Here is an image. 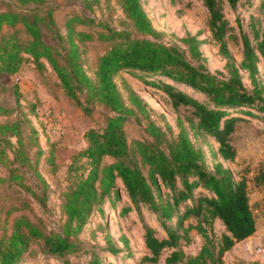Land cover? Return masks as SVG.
<instances>
[{"label": "trees", "instance_id": "1", "mask_svg": "<svg viewBox=\"0 0 264 264\" xmlns=\"http://www.w3.org/2000/svg\"><path fill=\"white\" fill-rule=\"evenodd\" d=\"M249 1L228 0L234 8ZM84 2L93 13L74 9L59 18L62 6L52 0H0V74L17 72L28 59L38 69L48 62L66 94L86 113L100 109L107 113L104 125L85 131L86 145L74 156L71 169L77 173L62 193L65 219L60 228L49 230L41 216L34 220L25 213L17 215L11 230L0 236V264H19L27 253L35 252L34 243L59 257L80 251L79 234L95 210L103 211L106 198L114 204L122 190L142 215L145 229L146 250L136 256L134 264H227L226 251L257 230L249 177L243 172L234 174L225 161L237 157L233 135L238 121L264 120V73L262 77L260 69L264 0L250 13L247 29L238 19V32L224 12V0H204L213 39L226 60L221 75L208 68L197 34L184 38L190 55L166 42L142 0H119L125 16L119 20L103 13L100 0ZM95 38L110 46L97 56L90 73L83 44ZM231 40L241 45L240 61L231 52ZM243 71L248 72L251 86L245 83ZM122 72L162 91L178 113V133L170 123L164 127L153 119L146 100L126 81L124 95L116 80ZM158 73L195 88L205 98L171 82L146 78ZM17 109L0 104L1 113L13 114ZM130 122L144 123L146 136L129 139L125 126ZM197 140L207 144L210 159ZM211 140L218 143L216 149ZM43 153L38 131L26 113L17 112L0 123V162L8 167L0 183L20 185L45 201L49 183L38 169ZM81 159L86 166L80 172L75 163ZM46 160L56 169L54 149L50 148ZM29 176L38 178L39 191L27 180ZM255 182L264 184V169ZM144 206L156 213L166 232L162 237L158 228L145 221ZM131 208L127 205L122 210ZM217 219L225 226L220 234L215 229ZM192 231L204 238L195 253L182 245V240L191 241ZM106 240L107 246L85 248L91 254L87 264H104V252L123 250L109 232Z\"/></svg>", "mask_w": 264, "mask_h": 264}, {"label": "rangeland", "instance_id": "2", "mask_svg": "<svg viewBox=\"0 0 264 264\" xmlns=\"http://www.w3.org/2000/svg\"><path fill=\"white\" fill-rule=\"evenodd\" d=\"M52 1L62 6L57 12L59 18L74 9L93 13L86 8L84 0ZM142 2L154 26L163 32V39L166 42L179 45L187 55H190L184 38L189 34H197L202 40L200 47L208 68L220 75L225 72L226 60L219 52L217 42L213 39L208 25L209 10L204 0H142ZM259 2L260 0H250L234 8L228 0H224V12L230 18L231 24L235 26L236 32L240 30L238 19L247 29L250 13L257 11ZM100 7L101 10L103 8V13L107 17H113V20L125 19L119 0H100ZM95 14L100 15L101 11L95 10ZM83 46L87 66L89 72L92 73L97 56L110 46V42L95 38L85 41ZM229 46L236 60L240 61L241 45L231 40ZM260 69L263 77L264 62L262 60ZM243 73L245 83L251 86L248 72L243 71ZM146 78L171 82L200 99L205 98L202 92L189 85L173 81L165 75L158 73ZM116 80L125 96H127L124 88L126 81L146 100L152 118L164 127H166V122L170 123L174 133H178V113L168 105L161 90L128 72L118 74ZM0 104L18 106L13 114L0 112V123L13 118L17 112L26 113L30 117L38 131V141L44 150L38 169L49 183L45 201H41L37 195L23 189L20 185L0 183V236L3 232L10 231L14 218L23 213L34 220L37 216H41L49 230L58 229L65 219L61 205L62 193L77 173V169H71L74 156L86 145L85 131L92 126L104 125L107 113L102 109L91 114L86 113L66 94L50 63L47 62L45 68L38 69L31 59L26 60L17 72L0 74ZM186 125L190 136L195 141L196 137L187 122ZM125 129L129 139L146 136L144 123L130 122ZM197 142L202 144L200 140ZM233 143L237 147L236 160L225 161V164L232 169L234 174L239 175L243 172L249 177L251 203L257 216V231L264 234V184L258 185L255 182V176L264 169V120L257 118L239 120L238 128L233 135ZM210 144L215 149L218 146L214 140H211ZM202 145L207 151V144ZM50 148L55 152L56 169L53 170L46 160ZM8 151L10 156H13L11 148H8ZM207 155L210 159L208 151ZM84 160L81 159L75 163V167L79 166L80 172L86 166ZM6 175H8V167L0 162V176ZM27 180L39 191L36 184L38 178L29 176ZM127 205H131L132 208L122 210ZM102 206L103 211L95 210L84 230L79 234L78 239L82 244L80 251L70 253L67 257H59L47 254L40 249L39 244L34 243L35 252L27 253L19 264H67L65 258H68L69 264H87L91 254L85 248L97 249L107 246V232L112 235L114 243L123 250L118 254L104 252V264H134L136 256L146 250L142 215L137 211L125 190H122L114 204L106 198ZM142 210L145 221L158 228L159 236L165 235L166 232L156 213L147 206H144ZM224 228L222 221L217 219L216 232L220 234ZM191 235V241L182 240V245L187 252L195 253L200 249L204 238L195 231H192ZM125 239L128 240V244L125 243ZM259 245L264 246V239L257 243L254 237L245 238L243 248L237 246V250L233 248L225 253L226 263L264 264V256L256 252ZM128 255L131 256L128 257Z\"/></svg>", "mask_w": 264, "mask_h": 264}, {"label": "crops", "instance_id": "3", "mask_svg": "<svg viewBox=\"0 0 264 264\" xmlns=\"http://www.w3.org/2000/svg\"><path fill=\"white\" fill-rule=\"evenodd\" d=\"M258 230V229H257ZM256 230V232L254 233V234H252L250 237H254V239H255V241L257 242V243H260V240L261 239H264V234H260L258 231ZM243 242H244V240H241V241H239V242H237L235 245H234V249H236L237 250V246H240V247H242L243 248ZM233 248L231 249V250H233ZM230 250V251H231ZM229 251V250H228ZM228 251H226V253L228 252ZM226 255V254H225ZM263 260H264V258H263Z\"/></svg>", "mask_w": 264, "mask_h": 264}, {"label": "built area", "instance_id": "4", "mask_svg": "<svg viewBox=\"0 0 264 264\" xmlns=\"http://www.w3.org/2000/svg\"><path fill=\"white\" fill-rule=\"evenodd\" d=\"M256 252H257V254L264 256V246L263 245H259L256 248Z\"/></svg>", "mask_w": 264, "mask_h": 264}]
</instances>
